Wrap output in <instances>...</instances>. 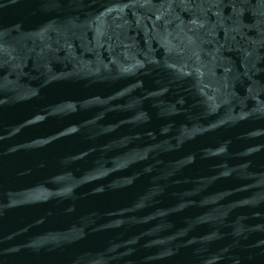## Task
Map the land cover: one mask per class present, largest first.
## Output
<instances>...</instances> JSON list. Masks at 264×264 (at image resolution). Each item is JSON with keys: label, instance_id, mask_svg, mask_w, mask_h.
<instances>
[{"label": "water", "instance_id": "obj_1", "mask_svg": "<svg viewBox=\"0 0 264 264\" xmlns=\"http://www.w3.org/2000/svg\"><path fill=\"white\" fill-rule=\"evenodd\" d=\"M0 264H264V0H0Z\"/></svg>", "mask_w": 264, "mask_h": 264}]
</instances>
